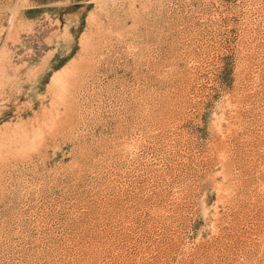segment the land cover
<instances>
[{"label": "rangeland", "instance_id": "374dc122", "mask_svg": "<svg viewBox=\"0 0 264 264\" xmlns=\"http://www.w3.org/2000/svg\"><path fill=\"white\" fill-rule=\"evenodd\" d=\"M0 264H264V0H0Z\"/></svg>", "mask_w": 264, "mask_h": 264}, {"label": "bare ground", "instance_id": "6f19581e", "mask_svg": "<svg viewBox=\"0 0 264 264\" xmlns=\"http://www.w3.org/2000/svg\"><path fill=\"white\" fill-rule=\"evenodd\" d=\"M57 78H55V80H56ZM60 82V81H59ZM56 85V84H55Z\"/></svg>", "mask_w": 264, "mask_h": 264}]
</instances>
